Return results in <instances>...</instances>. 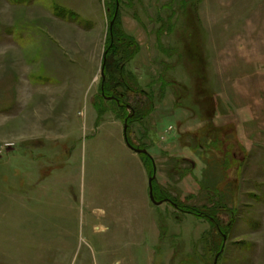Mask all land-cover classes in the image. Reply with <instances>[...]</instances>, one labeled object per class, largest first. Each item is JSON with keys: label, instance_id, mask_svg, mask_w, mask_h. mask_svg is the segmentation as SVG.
Returning <instances> with one entry per match:
<instances>
[{"label": "rangeland", "instance_id": "374dc122", "mask_svg": "<svg viewBox=\"0 0 264 264\" xmlns=\"http://www.w3.org/2000/svg\"><path fill=\"white\" fill-rule=\"evenodd\" d=\"M111 3L0 0V264H264V0H122L133 121L100 100ZM125 123L170 197L145 240L112 217Z\"/></svg>", "mask_w": 264, "mask_h": 264}, {"label": "trees", "instance_id": "16d2710c", "mask_svg": "<svg viewBox=\"0 0 264 264\" xmlns=\"http://www.w3.org/2000/svg\"><path fill=\"white\" fill-rule=\"evenodd\" d=\"M121 1L122 0H112V3L110 5H112L113 8L110 13V23L115 16L117 3L119 2L120 5ZM139 52H140V46L135 40V38L124 32L120 22L119 11H118V15L114 21L112 29L109 27L107 46L105 48L103 55L102 66L104 67L103 70L104 74L101 78V84H100V95H101L100 100L104 101L108 99L107 97H114L108 100L110 102L120 105V103H123L124 99L135 98L134 102L137 103V108H133V109H136L138 113L137 115L130 117L128 121H133L132 119L133 117L139 118L140 116L141 117L139 119H143L149 113V111L147 110H141L144 107L141 104H139L140 102L136 99V95L139 96L141 93L143 94L146 93L139 90L137 86L138 81L136 80L135 76H133L132 74L128 76L125 71V67L127 66V64L130 61H132L139 54ZM163 80L164 81L166 80L165 77H163ZM118 87H121L123 89L121 90L122 92L118 90ZM94 105L96 106L97 111L101 115L103 112L102 110L103 108L101 107V104L97 101L94 103ZM140 155L142 156L143 160L145 161L148 167L149 174L152 175L154 170L153 159L146 154H140ZM153 187H154V194L158 200L164 198H170L169 194L165 192L163 187L159 186L156 183L155 179L153 181ZM157 189L159 190V193L157 192ZM177 207L182 209L178 205V203H177ZM182 211L185 213L193 214L199 218L207 219L212 226L214 223L212 222L211 218H213V221L215 223H218V225H220L217 218L215 217L216 215H214V213L212 212L211 214L204 211L201 212L200 210H197L194 207L186 206V205H184ZM212 211L215 210L212 209ZM213 244L215 245L218 251L221 245L219 246L218 241H214Z\"/></svg>", "mask_w": 264, "mask_h": 264}, {"label": "crops", "instance_id": "0c3cea01", "mask_svg": "<svg viewBox=\"0 0 264 264\" xmlns=\"http://www.w3.org/2000/svg\"><path fill=\"white\" fill-rule=\"evenodd\" d=\"M130 150L132 152L127 150V155L131 159L132 172L127 175H124L123 172L122 176L123 178L126 177V181L124 183L125 190L122 193L125 194H122L121 201L112 199V209L114 210L115 207L112 217L124 218V230L128 234L139 235L142 240H145L149 234L151 238L154 233L158 236L159 218L157 215L158 209L156 208L159 205L154 204L150 198L149 174L142 157L131 148ZM131 188H134L135 195H138V198L131 195ZM113 220L118 221L114 218Z\"/></svg>", "mask_w": 264, "mask_h": 264}, {"label": "water", "instance_id": "95a60500", "mask_svg": "<svg viewBox=\"0 0 264 264\" xmlns=\"http://www.w3.org/2000/svg\"><path fill=\"white\" fill-rule=\"evenodd\" d=\"M118 11H119V2L117 3V9H116V11H115V16H114V18H113V20L111 21V23H110V28L112 29V27H113V24H114V21H115V19H116V17H117V15H118ZM103 70H104V67L102 66V76H103ZM108 99H112V98H114V97H107ZM124 137H125V141H126V143H127V145L132 149V150H134L136 153H138V154H146V155H149V153H148V151L147 150H145V149H141V148H137V147H134V146H132L130 143H129V139H128V136H127V123H125V127H124ZM153 175H151L150 177H149V188H150V198H151V200L155 203V204H158V205H160V204H162L164 201H170V199H165V200H157V198H156V196H155V194H154V187H153V181H154V179H155V177H156V172H157V169H156V166H155V164H154V170H153ZM222 251H223V248H222V250L216 255V258H215V260H214V263L213 264H217V262H218V258H219V256H220V254L222 253Z\"/></svg>", "mask_w": 264, "mask_h": 264}]
</instances>
